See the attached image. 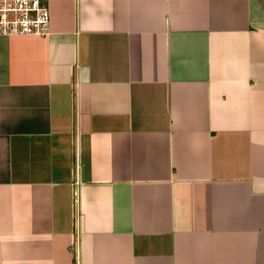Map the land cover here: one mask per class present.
<instances>
[{"label":"crops","instance_id":"obj_1","mask_svg":"<svg viewBox=\"0 0 264 264\" xmlns=\"http://www.w3.org/2000/svg\"><path fill=\"white\" fill-rule=\"evenodd\" d=\"M0 34V264H264V0H46Z\"/></svg>","mask_w":264,"mask_h":264},{"label":"built area","instance_id":"obj_2","mask_svg":"<svg viewBox=\"0 0 264 264\" xmlns=\"http://www.w3.org/2000/svg\"><path fill=\"white\" fill-rule=\"evenodd\" d=\"M48 22L46 0H0V34L44 35Z\"/></svg>","mask_w":264,"mask_h":264}]
</instances>
